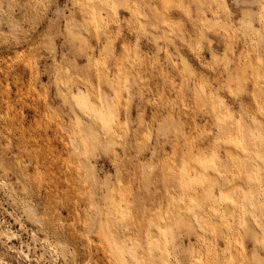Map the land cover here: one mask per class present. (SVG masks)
<instances>
[{
	"label": "clouds",
	"instance_id": "obj_1",
	"mask_svg": "<svg viewBox=\"0 0 264 264\" xmlns=\"http://www.w3.org/2000/svg\"><path fill=\"white\" fill-rule=\"evenodd\" d=\"M0 264H264V0H0Z\"/></svg>",
	"mask_w": 264,
	"mask_h": 264
},
{
	"label": "rangeland",
	"instance_id": "obj_2",
	"mask_svg": "<svg viewBox=\"0 0 264 264\" xmlns=\"http://www.w3.org/2000/svg\"><path fill=\"white\" fill-rule=\"evenodd\" d=\"M128 13L127 12H125L124 10H121V13H120V15L121 16H126ZM173 17L175 18L176 16H178L179 15V13L178 12H174L173 14ZM71 39V38H70ZM145 43H147V41H145ZM210 58V57H209ZM83 62V61H82ZM15 93V89L13 88V94ZM5 110H6V107H5ZM15 227H18V226H15Z\"/></svg>",
	"mask_w": 264,
	"mask_h": 264
},
{
	"label": "bare ground",
	"instance_id": "obj_3",
	"mask_svg": "<svg viewBox=\"0 0 264 264\" xmlns=\"http://www.w3.org/2000/svg\"><path fill=\"white\" fill-rule=\"evenodd\" d=\"M74 31H76V30H74Z\"/></svg>",
	"mask_w": 264,
	"mask_h": 264
}]
</instances>
